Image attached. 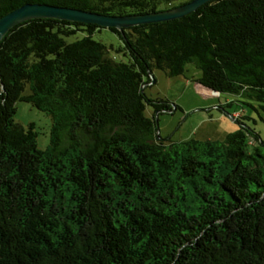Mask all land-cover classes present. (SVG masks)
Listing matches in <instances>:
<instances>
[{"label": "trees", "instance_id": "1", "mask_svg": "<svg viewBox=\"0 0 264 264\" xmlns=\"http://www.w3.org/2000/svg\"><path fill=\"white\" fill-rule=\"evenodd\" d=\"M185 1L0 0V16L26 2L123 14ZM105 28L35 17L0 39V264H264V103L219 100L247 104L235 129L166 141L156 112L178 105L145 91L160 68L264 101V0L107 27L117 49ZM19 99L52 116L45 148L14 119Z\"/></svg>", "mask_w": 264, "mask_h": 264}, {"label": "rangeland", "instance_id": "2", "mask_svg": "<svg viewBox=\"0 0 264 264\" xmlns=\"http://www.w3.org/2000/svg\"><path fill=\"white\" fill-rule=\"evenodd\" d=\"M79 36H82V32ZM102 36L108 43L113 44V49L123 44L119 35L107 27L102 32ZM67 38L71 40L76 36L71 35ZM119 54L127 58L121 52ZM188 67L191 70L196 68L194 64H189ZM187 74L169 76L164 70L155 68L152 81L147 82L145 91L149 96L163 97L168 99L173 106L178 105L177 108L159 114L158 130L161 137L166 138V141L183 140L190 137L223 138L239 124L233 117V115H240L239 110H234L242 109L244 106L246 112L249 109L247 104L236 102L229 106L227 111L219 109L215 106L218 101H226L231 96H226L224 99L211 95L206 96L193 87L190 73ZM254 102L260 103L259 101ZM153 110L151 105L147 106L148 113ZM14 119L26 126L34 122L38 131L39 147L45 148L49 144L53 119L45 110L36 107L28 100L19 99L16 102ZM257 126L260 128L261 122Z\"/></svg>", "mask_w": 264, "mask_h": 264}, {"label": "water", "instance_id": "3", "mask_svg": "<svg viewBox=\"0 0 264 264\" xmlns=\"http://www.w3.org/2000/svg\"><path fill=\"white\" fill-rule=\"evenodd\" d=\"M210 0H187L175 6L162 8L147 12H131L123 14H110L81 7L58 5L47 2H26L0 16V39L3 35L18 22L35 17H56L70 20L92 22L103 27H117L123 33L125 27L132 25L154 22L160 20L172 19L183 16L191 11L196 10L202 4ZM93 37V36H92ZM231 94L230 92L221 91ZM232 96V94H231ZM223 99V97H221ZM240 99L259 101L263 100L252 99L245 96L238 95ZM157 124H159L158 112H156ZM158 134H160L158 130Z\"/></svg>", "mask_w": 264, "mask_h": 264}, {"label": "bare ground", "instance_id": "4", "mask_svg": "<svg viewBox=\"0 0 264 264\" xmlns=\"http://www.w3.org/2000/svg\"><path fill=\"white\" fill-rule=\"evenodd\" d=\"M193 87L195 89H197L198 92H200L206 96L211 95V96L220 97V98L223 97V99L227 96V93L220 92L218 89L204 85L202 83L193 82ZM231 94H232V96H231ZM231 94H228L229 96H231L229 98H236L239 95V94H235V93H231Z\"/></svg>", "mask_w": 264, "mask_h": 264}, {"label": "built area", "instance_id": "5", "mask_svg": "<svg viewBox=\"0 0 264 264\" xmlns=\"http://www.w3.org/2000/svg\"><path fill=\"white\" fill-rule=\"evenodd\" d=\"M92 36H95V32L93 33V35Z\"/></svg>", "mask_w": 264, "mask_h": 264}]
</instances>
